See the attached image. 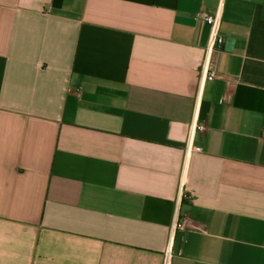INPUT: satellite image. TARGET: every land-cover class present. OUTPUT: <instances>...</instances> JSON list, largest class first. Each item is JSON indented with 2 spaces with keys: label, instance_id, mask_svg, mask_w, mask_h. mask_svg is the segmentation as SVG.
I'll use <instances>...</instances> for the list:
<instances>
[{
  "label": "crops",
  "instance_id": "0c3cea01",
  "mask_svg": "<svg viewBox=\"0 0 264 264\" xmlns=\"http://www.w3.org/2000/svg\"><path fill=\"white\" fill-rule=\"evenodd\" d=\"M0 264H264V0H0Z\"/></svg>",
  "mask_w": 264,
  "mask_h": 264
},
{
  "label": "built area",
  "instance_id": "2783aa9c",
  "mask_svg": "<svg viewBox=\"0 0 264 264\" xmlns=\"http://www.w3.org/2000/svg\"><path fill=\"white\" fill-rule=\"evenodd\" d=\"M205 19L209 22L210 24V36L207 44V54L203 62V73L206 75V77L209 78H214L217 76V73L215 71V67L210 61L208 60V53L209 51L215 50L217 47H220L223 42L224 38L220 35V23H221V18L220 15H206ZM194 128L204 131L206 129V126L203 122L196 121L193 125ZM197 151L202 150L201 147H195L194 148ZM184 228V223L181 221H177L173 227L174 229H183ZM169 255H167V261H168ZM166 261V262H167Z\"/></svg>",
  "mask_w": 264,
  "mask_h": 264
}]
</instances>
